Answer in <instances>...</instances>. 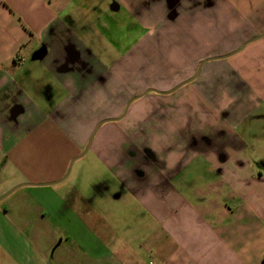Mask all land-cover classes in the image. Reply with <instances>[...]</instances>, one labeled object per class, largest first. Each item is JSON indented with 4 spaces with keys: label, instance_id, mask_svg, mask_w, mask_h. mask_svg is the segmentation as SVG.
Returning a JSON list of instances; mask_svg holds the SVG:
<instances>
[{
    "label": "crops",
    "instance_id": "crops-1",
    "mask_svg": "<svg viewBox=\"0 0 264 264\" xmlns=\"http://www.w3.org/2000/svg\"><path fill=\"white\" fill-rule=\"evenodd\" d=\"M78 3L0 0V173L31 189L0 209V264H264V0H120L112 10L134 12L145 34L103 57ZM29 61L40 68L23 71ZM121 70L122 86L76 117L73 135L66 114ZM138 109L148 119L130 132L122 121ZM181 109L177 139L151 147ZM102 122L88 151L134 211L82 214L56 193Z\"/></svg>",
    "mask_w": 264,
    "mask_h": 264
},
{
    "label": "rangeland",
    "instance_id": "rangeland-1",
    "mask_svg": "<svg viewBox=\"0 0 264 264\" xmlns=\"http://www.w3.org/2000/svg\"><path fill=\"white\" fill-rule=\"evenodd\" d=\"M119 1L81 0V3L77 5L76 11L72 13L75 19H78L85 26L83 28L88 32V35H92V46H94L100 57L113 52H118L122 55L129 51L131 52L137 45L139 38L145 34V29L139 25L134 12L124 8L117 11L112 10L114 4H119ZM89 7H94V9L88 12L87 8ZM84 30L79 32L82 42H84L82 39L85 34ZM39 64L38 62L29 61L23 71L29 67L40 68L41 65ZM5 162L3 158L2 164L4 165ZM9 171L10 167L0 173V185H10L6 193L23 184L21 182L23 178L18 173L13 170ZM114 175V173L103 167L91 151H88L84 158L73 166L67 179L60 185H56V193L82 214L106 212L107 210L120 211L124 208L132 211L136 210V206L131 201L127 202L126 199L129 194L126 193L122 184ZM29 190L31 189L23 188L16 191L11 197L0 202V209L8 206L22 192L30 193L31 191ZM38 190L52 189L40 188ZM75 193H77V197H81V200L78 201L77 198H75L76 201L74 200ZM116 197L121 198L115 201ZM30 203H32L31 200ZM31 206L33 208H29V210L36 211V217L40 220L41 212L44 210L43 207L36 205V203H32ZM44 222L56 230V222L53 219L47 218ZM54 237L58 238L57 235ZM58 242L59 240L56 241L55 245Z\"/></svg>",
    "mask_w": 264,
    "mask_h": 264
},
{
    "label": "clouds",
    "instance_id": "clouds-1",
    "mask_svg": "<svg viewBox=\"0 0 264 264\" xmlns=\"http://www.w3.org/2000/svg\"><path fill=\"white\" fill-rule=\"evenodd\" d=\"M173 59L170 57V60ZM126 77V73L121 70L119 72H114L112 79L104 88H96L91 97L86 99L84 103L75 107V116L70 112L66 114L64 119L65 127H67L73 135L82 134L84 131L83 124L76 117L82 116L88 111H98L101 110L107 103L109 94L116 93L122 86ZM188 95L184 93L183 95H177V103H182ZM148 119V116L137 110L136 114L128 117L127 120L122 121L124 127L130 132H137L139 127ZM201 119H204L203 115ZM183 122V109L175 113L172 118L166 122V134L150 133V139L148 141L149 145L155 149L156 145H159L161 152H164L165 147L170 146L177 139V131ZM180 151V143L177 144L176 148L165 154L164 161L167 167L171 166V158L174 154Z\"/></svg>",
    "mask_w": 264,
    "mask_h": 264
},
{
    "label": "water",
    "instance_id": "water-1",
    "mask_svg": "<svg viewBox=\"0 0 264 264\" xmlns=\"http://www.w3.org/2000/svg\"><path fill=\"white\" fill-rule=\"evenodd\" d=\"M263 37H264V35H263V36H260L258 39H261V38H263ZM44 56H45V51H44V50H40V51H39V52L33 57V60L41 61V60L44 58ZM210 61H211V60H210ZM189 82H190V81H189ZM189 82H187V83H189ZM105 123H107V122H102V123H100V124L98 125L97 129L95 130V132L93 133L92 137L90 138L89 143H88L86 149L84 150V152H83V153H82L77 159L82 158V157L87 153V151H88V149H89V147H90V145H91V142L93 141L94 136L96 135V133H97V131L99 130V128H100L103 124H105ZM70 169H71V166H70L69 170L67 171V174H66L65 178L69 175V173H70ZM55 184H58V182L55 183ZM25 185H26V186H34V185H32V184H25ZM39 186H44V185H39ZM21 187H22V186H18V187H16V188H14L13 190H11L10 192H8L6 195L2 196V197L0 198V202L3 201L4 199H6L8 196H10L12 193H14L17 189H19V188H21Z\"/></svg>",
    "mask_w": 264,
    "mask_h": 264
}]
</instances>
